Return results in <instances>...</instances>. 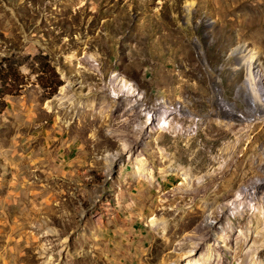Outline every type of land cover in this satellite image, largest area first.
<instances>
[{
	"label": "rangeland",
	"instance_id": "1",
	"mask_svg": "<svg viewBox=\"0 0 264 264\" xmlns=\"http://www.w3.org/2000/svg\"><path fill=\"white\" fill-rule=\"evenodd\" d=\"M253 90L264 0H0V264H264Z\"/></svg>",
	"mask_w": 264,
	"mask_h": 264
},
{
	"label": "bare ground",
	"instance_id": "2",
	"mask_svg": "<svg viewBox=\"0 0 264 264\" xmlns=\"http://www.w3.org/2000/svg\"><path fill=\"white\" fill-rule=\"evenodd\" d=\"M114 83L116 84L114 87V90L115 92H123V93H126L128 95H130V99H128L129 101L127 102L128 104H134L133 102H136L137 100V97H140V95L136 92V89H135V86L132 82L128 81L127 79H122L120 78L119 76H114ZM254 89V88H253ZM255 90V89H254ZM252 91L253 92V95H254V99H249L250 101H253V103L251 104L250 108L251 110L253 111V114L254 113H259V112H263L264 113V108L258 103V100H257V95L255 94V91ZM121 94V93H120ZM127 100V99H126ZM139 100V99H138ZM260 100V99H259ZM139 102V101H137ZM134 106V105H133ZM141 107V106H140ZM159 108V107H158ZM145 109V108H144ZM143 109V110H144ZM140 110V109H139ZM174 112H170L168 109L164 108V109H156L155 110H149L148 113H147V120L144 124H141L140 125V129L141 131H145L147 129L148 131V128L149 126H151V124L153 123H158L160 127H164L166 125L169 124V121L167 118H170L171 119V116ZM262 114V113H261ZM174 115V114H173ZM237 115H235V113L233 111H227V112H223L222 113V117L225 118V119H228L229 120H233L234 118H236ZM220 117V116H219ZM249 118V117H248ZM164 119V121L162 122V120ZM167 119V120H166ZM222 119V118H221ZM224 119V120H225ZM238 119V118H237ZM166 120V121H165ZM234 122V121H232ZM156 125V124H155ZM176 125V124H175ZM173 126V125H172ZM176 127V126H175ZM145 128V129H144ZM177 128V127H176ZM173 129V128H172ZM140 131V132H141ZM177 131V130H176ZM144 135V134H143ZM142 135V136H143ZM144 170V168L142 169ZM238 197H241V196H238ZM237 198V197H236ZM234 205H237V207L239 209H242L245 204V202L243 200H239L238 202L236 203H233ZM246 206V205H245ZM234 207L236 206H233V207H225V206H221L219 211H221L222 213H224L226 210L227 212H231L232 214H236L238 211L233 209ZM241 211V210H240ZM215 215V214H214ZM220 219V218H219ZM207 224L208 225H212L214 224L215 222H219V224L223 223L220 220H217L213 214H211L207 220H206ZM225 224V223H224ZM213 228L216 226V225H212ZM225 226V225H224ZM217 227V226H216ZM220 227V226H219ZM223 227V226H222ZM221 232V230H220ZM223 233V232H221ZM225 234V233H224ZM218 235V234H217ZM204 261V260H203ZM202 260H194V259H188L187 261V264H204ZM206 263V262H205Z\"/></svg>",
	"mask_w": 264,
	"mask_h": 264
},
{
	"label": "trees",
	"instance_id": "3",
	"mask_svg": "<svg viewBox=\"0 0 264 264\" xmlns=\"http://www.w3.org/2000/svg\"><path fill=\"white\" fill-rule=\"evenodd\" d=\"M12 79H18L19 78V71L16 68H12Z\"/></svg>",
	"mask_w": 264,
	"mask_h": 264
}]
</instances>
